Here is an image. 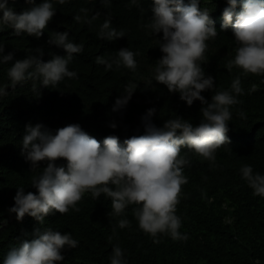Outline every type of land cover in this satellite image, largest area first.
<instances>
[{
    "label": "trees",
    "instance_id": "1",
    "mask_svg": "<svg viewBox=\"0 0 264 264\" xmlns=\"http://www.w3.org/2000/svg\"><path fill=\"white\" fill-rule=\"evenodd\" d=\"M0 264H264V0H0Z\"/></svg>",
    "mask_w": 264,
    "mask_h": 264
}]
</instances>
